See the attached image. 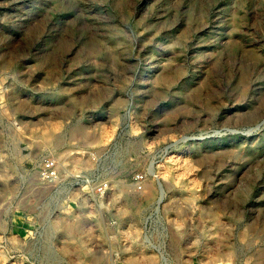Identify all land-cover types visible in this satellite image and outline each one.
<instances>
[{"label":"rangeland","instance_id":"rangeland-1","mask_svg":"<svg viewBox=\"0 0 264 264\" xmlns=\"http://www.w3.org/2000/svg\"><path fill=\"white\" fill-rule=\"evenodd\" d=\"M0 264H264V0H0Z\"/></svg>","mask_w":264,"mask_h":264},{"label":"built area","instance_id":"built-area-1","mask_svg":"<svg viewBox=\"0 0 264 264\" xmlns=\"http://www.w3.org/2000/svg\"><path fill=\"white\" fill-rule=\"evenodd\" d=\"M43 174L46 177V180L48 182H51V183L56 182L58 179V175H59V168L57 166V163L54 160L48 161L46 163V166L44 167ZM138 183H139V189H143V185L141 184V180H139ZM104 187H107V185L104 184Z\"/></svg>","mask_w":264,"mask_h":264},{"label":"bare ground","instance_id":"bare-ground-1","mask_svg":"<svg viewBox=\"0 0 264 264\" xmlns=\"http://www.w3.org/2000/svg\"><path fill=\"white\" fill-rule=\"evenodd\" d=\"M160 188V187H159ZM161 190L159 189V196H158V199H157V204L159 203V201H161ZM79 226V225H78Z\"/></svg>","mask_w":264,"mask_h":264},{"label":"water","instance_id":"water-1","mask_svg":"<svg viewBox=\"0 0 264 264\" xmlns=\"http://www.w3.org/2000/svg\"><path fill=\"white\" fill-rule=\"evenodd\" d=\"M161 184V183H160ZM161 186H162V184H161Z\"/></svg>","mask_w":264,"mask_h":264}]
</instances>
